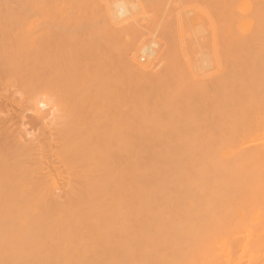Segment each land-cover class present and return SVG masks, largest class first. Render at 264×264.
<instances>
[{
	"label": "bare ground",
	"instance_id": "6f19581e",
	"mask_svg": "<svg viewBox=\"0 0 264 264\" xmlns=\"http://www.w3.org/2000/svg\"><path fill=\"white\" fill-rule=\"evenodd\" d=\"M0 264H264V0H0Z\"/></svg>",
	"mask_w": 264,
	"mask_h": 264
}]
</instances>
